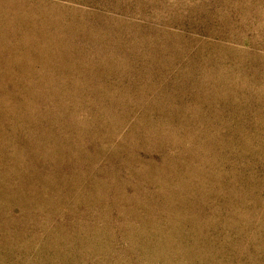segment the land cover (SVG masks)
Returning a JSON list of instances; mask_svg holds the SVG:
<instances>
[{
    "label": "rangeland",
    "instance_id": "rangeland-1",
    "mask_svg": "<svg viewBox=\"0 0 264 264\" xmlns=\"http://www.w3.org/2000/svg\"><path fill=\"white\" fill-rule=\"evenodd\" d=\"M0 264H264V0H0Z\"/></svg>",
    "mask_w": 264,
    "mask_h": 264
}]
</instances>
